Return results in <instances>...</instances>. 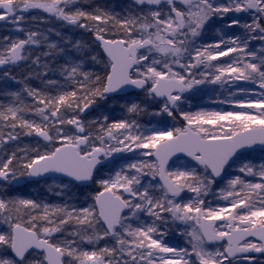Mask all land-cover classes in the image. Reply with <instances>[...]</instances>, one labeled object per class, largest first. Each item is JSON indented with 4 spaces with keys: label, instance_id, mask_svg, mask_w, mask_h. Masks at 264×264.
Instances as JSON below:
<instances>
[{
    "label": "snow or ice",
    "instance_id": "snow-or-ice-1",
    "mask_svg": "<svg viewBox=\"0 0 264 264\" xmlns=\"http://www.w3.org/2000/svg\"><path fill=\"white\" fill-rule=\"evenodd\" d=\"M76 3L0 0V22L25 34L23 39L0 38V67L23 63L43 69L35 76L48 85L47 91L25 89L31 105L0 104V122L10 129L6 135L0 132V146L16 141L18 128L47 142L45 151L37 147L31 154L12 152L0 158V179L15 181L20 168V175L66 178L62 190L84 182L98 184L100 190L81 203L63 205L10 198L0 190V223L6 226L0 228V264H264L255 255H264V162L243 161L240 174L218 192L212 190L241 150L260 145L264 151V48L259 56L248 48L253 39L264 42V0H132L139 12L121 18L102 9L88 12ZM32 12L92 32L91 52L75 42L84 55L51 68L48 58L65 50L49 42L45 30L28 26ZM228 13L233 15L224 28L236 26L241 34L197 42L206 26L223 22ZM42 46L49 51L34 55L32 49ZM91 53L104 62V75L84 70L85 56L97 61ZM205 83L234 87L233 98L225 101L234 110H180L184 94ZM129 88L158 103L157 114L180 116L184 126L142 128L135 115L144 109L137 103L127 106L124 118L81 119L98 99ZM10 95L19 101V92ZM26 113L39 123L26 119ZM176 153H186L195 166L169 170ZM108 165L113 167L105 175ZM182 192L193 196L180 202ZM209 194L213 200L206 202ZM163 213L173 222L197 226L189 234L190 248L163 242L166 230L157 223L166 222ZM142 214L151 223L141 222ZM69 221L76 230L57 238L66 233ZM105 239L114 244L85 250V244Z\"/></svg>",
    "mask_w": 264,
    "mask_h": 264
},
{
    "label": "rangeland",
    "instance_id": "rangeland-1",
    "mask_svg": "<svg viewBox=\"0 0 264 264\" xmlns=\"http://www.w3.org/2000/svg\"><path fill=\"white\" fill-rule=\"evenodd\" d=\"M130 14H133V10L128 8L127 9ZM136 11V10H135ZM139 12V11H136ZM232 13H228L224 21L221 22V27H224V23L229 22L228 17L232 16ZM243 16L244 14H239ZM217 23V22H216ZM8 28L9 30L12 29V25L0 22V29ZM242 29L237 27V34L242 33ZM13 32V31H12ZM14 36L19 37L21 33L13 32ZM200 43V40L197 41ZM248 48L251 50H255L257 52V56L261 54V48H264V42L260 41L259 39H253L250 41ZM35 49V48H34ZM33 51V49H32ZM12 72V70H11ZM9 76H1L0 80L5 79L6 81H12L14 82V79L10 78L12 75L10 74V71L8 72ZM58 78V77H55ZM240 84H244L245 82H239ZM236 91L234 87L229 86H221L218 83L212 84V83H205L198 85L194 87L189 92H186L184 96L182 97V103L180 105V110L182 111H189V112H195L200 110H225V111H231L234 110L235 105L231 103H226L225 101L232 99L231 93ZM147 99V97L145 98ZM119 104L122 106H127L129 104V99H117ZM155 105L158 107V109L151 110V117L149 118L151 122L147 123L146 125H143L142 128L151 129V128H174V127H183L184 122L182 118L176 114L175 119L173 117L167 116V114H157L159 113V104L155 103ZM144 110L139 113V115L142 114V116L145 115V112L147 111L148 107L143 108ZM255 111V110H252ZM90 113V112H89ZM128 113L125 112H119L116 116L120 115H126ZM85 115V114H84ZM84 115L81 117V119H85ZM129 115V114H128ZM153 115H155V118L153 119ZM149 117V116H148ZM124 118V117H123ZM158 118V120H156ZM153 120V121H152ZM39 123V120H38ZM71 127V126H68ZM6 135V134H5ZM28 137L32 138L29 139ZM26 138H18L16 141H8L3 146H0V152L3 150L0 154V158H2L4 152L8 153L10 151H15L20 149L22 147L24 150H26L28 153L32 151V149L39 147L41 150L45 149V142L41 140H36V135L33 134L32 136H28ZM30 150V151H29ZM251 161L254 164L259 165L261 162H264V152H251V153H245L241 155L233 164V166L229 169L228 175L225 178L224 182H227V179L231 178L234 175L240 174L237 171V168L240 166V164L245 161ZM181 164L193 167L195 166V162L191 159L182 158L177 161H175L170 167L169 170H175L178 168ZM112 165H108L106 168L103 169V173L107 175L109 170L112 168ZM249 179H253L252 177H248ZM30 179V178H29ZM158 181V177L153 180V183H156ZM147 182V180L145 181ZM253 182H259V178L256 177L253 179ZM64 184L67 185V180H60V179H50L43 182H37L34 184H30L28 179L25 177H17L15 181L7 182L5 184L0 185V190H3L2 194L8 195L9 193H13L14 197L10 198H16V197H23V198H30L37 200L38 202L47 203L49 205H63L65 201H68L69 203H81L85 199L94 196L95 195V188H99V185L96 184L95 186L85 189H80L79 186H72L68 185L67 188L61 189L60 185ZM215 187V184L213 185V188ZM219 187L218 190L220 188ZM100 189H98L99 191ZM213 190V189H212ZM63 192V194H61ZM218 192V191H217ZM193 196L192 193L183 192V200L180 202H187L191 197ZM71 198V199H69ZM206 202L209 200H213V197L211 194H209L207 197H205ZM179 200V198H178ZM89 199V203H90ZM36 214V213H34ZM162 215H165L163 213ZM141 222L143 223H151L152 218L142 214L140 217ZM158 227L163 232L166 230V235L163 238V242L168 243L169 246H176V247H189L190 244L189 241L191 239L190 233L194 231V229L197 227L193 222L189 221L187 224L181 223L179 221H175L174 225L170 228H166L165 226H162L159 222ZM133 226H136L135 224ZM6 227L2 223H0V228ZM66 233L64 235L57 234V238L63 239L65 238L67 232L75 231V226L72 221H69L67 225H65ZM155 238V237H154ZM114 244V241L110 239L100 240L95 245H88L85 244V250H94V248H103L105 245L112 246ZM209 250H213V245H207ZM218 246V245H217ZM8 256V251L6 252ZM258 260H264V255L257 257Z\"/></svg>",
    "mask_w": 264,
    "mask_h": 264
},
{
    "label": "trees",
    "instance_id": "trees-1",
    "mask_svg": "<svg viewBox=\"0 0 264 264\" xmlns=\"http://www.w3.org/2000/svg\"><path fill=\"white\" fill-rule=\"evenodd\" d=\"M127 4H128L127 0H77V3L75 6L82 8L83 10L88 11V12H94L96 9H102L103 11L107 12L111 16H115L116 18H121L122 16L120 17L118 14L123 12V9H122L123 5H127ZM30 17L31 19H29L28 26H31L33 28L38 27L40 29L45 30V34L48 35L49 37V42L57 43L60 45L61 48L65 50L63 53L59 52V50H56V54L53 57L48 58L49 66L53 69L64 64L65 60H73L74 59L73 56L77 58L79 56L84 55V50L80 51V53L77 54V51L73 46L75 42H80L81 44L86 45V46L89 43L93 44L94 37H93V33L90 31L85 33L81 30V28L75 27L73 25L67 24L65 22H62L56 19H51V20L49 19L50 21L44 20V22L41 23L40 21H42V19H46L47 16L39 12H32L30 14ZM33 20L36 23H33ZM56 33H59V35H57ZM24 36L25 34L21 33L19 37L13 36V39L15 38L23 39ZM46 51H49V49L46 46H42V47L33 49V54L34 55L40 54ZM89 62H91L90 56H85V65H89ZM204 70H205L204 68H201V71H204ZM36 71H43V69H35V68H32L30 65H26V67L23 69V64H21L20 67L13 69L11 73L12 77L15 78L14 82L10 80L6 81L5 79L0 80V104H3L5 106L9 104H18V106L24 107L25 105H31L33 103L32 98L27 95V93L25 92V89L31 88V89H41V90L47 91L48 85L44 83L42 79L36 78L35 76ZM52 78H55V77H52ZM60 83L64 84V81L60 80ZM65 88L66 90H69V91L71 90V87L68 85H65ZM13 92L20 93L19 101H17L16 97L10 95ZM50 94H55V92H51ZM133 97H135L136 99L135 102H129L127 106H129L131 103H137L141 106V108L148 107L144 116H142L143 113H141V115H139V113L135 115V119L142 127L143 125H146L147 123L151 122L149 119L151 117V110L153 111V109L155 108L152 106V101L148 102V100L147 101L145 100L146 96L144 94L142 95L133 94L127 98L131 99ZM113 99L114 98L108 97L106 100L110 102ZM142 99L144 100L142 101ZM108 102L107 104H105V100L98 99L95 105H93L89 113L90 115H86L87 117L86 120L92 121V120L99 118L102 115L109 116L110 120L120 119L128 115L126 114L123 116H120V115L116 116L117 113L119 112L127 113V106L124 107L120 105L119 103H115L114 106H111L110 103ZM25 118L29 120L35 119L37 123L39 120V118L37 116H34L32 113H26ZM154 118H155V115H153V119ZM156 120H158V118H156ZM9 131L10 129L4 126L2 122H0V132L7 134ZM17 133H19L18 138L28 137L27 135H24L22 130L19 128L17 129ZM28 138L32 139L30 137ZM18 148L19 147H17V150L10 151L8 153L4 152L3 156L6 154H10L12 152H16L18 156L24 155V151L26 150H24L22 147H20V149ZM45 150L46 148L43 149L42 151H45ZM2 151L3 150H1L0 154L3 153ZM31 152L32 151H30L29 154H31ZM23 171H24L23 169L17 168V177H25L26 179H28L30 184H34V182L29 179V176L27 174L20 175V173ZM225 184L226 182L216 183L215 187L213 188V191L217 192L218 188L225 186ZM95 185L96 184H94V186ZM80 189L83 190L85 188L81 187ZM98 189L95 188L94 191L96 192L98 191ZM6 196L14 197L13 193H9ZM170 219H171V216H170ZM169 225H172V224L169 222Z\"/></svg>",
    "mask_w": 264,
    "mask_h": 264
},
{
    "label": "flooded vegetation",
    "instance_id": "flooded-vegetation-1",
    "mask_svg": "<svg viewBox=\"0 0 264 264\" xmlns=\"http://www.w3.org/2000/svg\"><path fill=\"white\" fill-rule=\"evenodd\" d=\"M130 9L132 10H136L139 11V9H135V6L130 5L129 6ZM120 17L122 16H128L131 15L130 12H121L118 14ZM226 22V21H224ZM221 22H217L212 24L211 27H207L206 26V32L204 33V37L203 40L200 41V43H214L217 42L220 38L222 34H231V33H237V27L234 26L232 29H225L224 27H221ZM83 32L87 33L88 31L81 29ZM13 32L11 30H9L8 28L5 29H0V38H3L5 36H8L10 38L13 39ZM225 38H227V35H225ZM92 47H94V45L92 43L87 44V51L91 52ZM92 55H97V61L96 62H89V65L86 68V71H91L94 72L98 75H103V67H104V62H101L100 57L97 53H91ZM232 56H235V54H231ZM91 58V56H90ZM222 61H228L229 57H222L221 58ZM106 62V61H105ZM19 66H6L4 69H2L0 71V77L4 75L5 72H9L11 74V70L13 71V69H16ZM26 67L25 64H23V69ZM142 93V92H141ZM47 143V142H46ZM8 254L11 256L12 253L11 251L8 252Z\"/></svg>",
    "mask_w": 264,
    "mask_h": 264
},
{
    "label": "water",
    "instance_id": "water-1",
    "mask_svg": "<svg viewBox=\"0 0 264 264\" xmlns=\"http://www.w3.org/2000/svg\"><path fill=\"white\" fill-rule=\"evenodd\" d=\"M129 1L132 3V0H129ZM4 67H6V66H4ZM4 67H0V70H2ZM133 91H140V90H138V89H134V88H129V89L127 90L126 93H121V94H122V95H123V94H128V93L133 92ZM112 95H120V94H112ZM41 139H42V138H41ZM256 150H260V151H262V150H261V146H260V145H255V146H253V148H251V149L241 150V153H244V152H246V151H256ZM183 157L191 158V157H188L186 153H176L175 155H173V156L169 159L168 167L170 166V164H171L174 160H176V159H178V158H183ZM191 159H192V158H191ZM57 175H58V174H57ZM30 177H31V179L34 180V181H42V180H46V179H52V178H53V175H52V174H44V175H42V176H30ZM65 179H66V178H65ZM217 181H221V179L218 178ZM1 182H6V181L0 179V183H1ZM91 184H92V182H84V184H82V185H84V186H89V185H91ZM182 193H183V192H182ZM182 193H181V195H182ZM125 212H127V210H125ZM209 244L212 245V242H210ZM258 255H261V254H258Z\"/></svg>",
    "mask_w": 264,
    "mask_h": 264
}]
</instances>
